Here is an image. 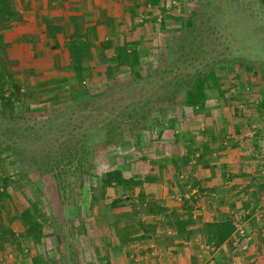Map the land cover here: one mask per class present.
I'll return each instance as SVG.
<instances>
[{
	"label": "rangeland",
	"instance_id": "374dc122",
	"mask_svg": "<svg viewBox=\"0 0 264 264\" xmlns=\"http://www.w3.org/2000/svg\"><path fill=\"white\" fill-rule=\"evenodd\" d=\"M150 1L131 0L136 3L128 4L124 10L128 11L134 22L121 23L124 27L119 33L127 32L130 27V30L139 33L140 41L127 38L139 50V64L134 72L122 67L113 80L124 83L135 78L137 73L157 72L159 77L171 76L172 84L174 79H187L185 72L189 74L200 68L212 69L222 93L220 95L216 89H211L203 109L211 114L207 119L203 117V120L212 119L203 127L206 129L204 135L214 138L210 148L213 147L212 151L220 150L215 127L221 126L232 132L231 112L233 110L240 114L236 110H243V121L233 127V135H238L237 140L228 137L225 139L226 145L237 143L239 139L242 146L250 144L257 164L264 168V0H155L154 5L147 6L146 3ZM70 23V30L66 28L69 23L65 22L61 25L63 29L51 30L52 34L58 33L56 40L61 44L71 37L77 38L74 32L80 24ZM71 33L72 36L69 35ZM122 39L112 38L118 42ZM106 41L97 40L99 45L84 57L83 64H87L90 76L80 82L81 88L92 91L105 82L103 65L109 58L107 53L102 52V46ZM0 42L6 71L10 76L3 75L2 86L13 90L18 97V100H13L16 114L45 119L67 112L65 110L75 104L79 95L72 92L71 86L74 89L79 86L70 69L66 45L62 46L64 50L61 52L56 46L57 50L52 51L53 47L45 43L50 52H41L39 57L33 54L30 61L23 62L25 68L15 69V63L8 59L1 32ZM147 86L149 83L145 84L144 90ZM172 99V103L152 102L149 99V111L146 107L135 108L136 104L132 103L123 112L125 118L113 115L107 119L108 115L104 112L97 121L90 119V130L82 137L85 141L82 150L77 148L81 139L78 137L54 141L58 132L53 133L54 129L49 126L11 131L12 139L8 143L12 149L0 152V170L9 178L7 192L10 199L8 202L5 200V210L12 216L25 207L29 208L34 219L41 223L42 231L39 241L35 242L20 235L22 226L19 221L11 223L17 241L5 244L4 248L7 249L6 253L14 254L15 259L11 260L14 263L11 264L157 262L154 255H148L144 250L147 237H139L142 231L139 224L144 223L142 218L148 215L138 202L137 193L144 192L147 202L157 201L150 200L157 192L156 187L163 186L162 190L166 187L164 191L169 196L167 207L171 209L179 201L175 195L186 191L189 188L187 181L196 178L191 176L189 163L180 166L184 147L195 148L192 142L194 136L187 128L186 121L193 111L181 105L183 93H175ZM134 115L138 118V124L129 125ZM121 119L123 126L117 125ZM107 121H111L112 126H108L104 132L101 127H105ZM105 139L115 143L103 144ZM171 157L177 158L178 170L175 172L178 174L168 165ZM194 158L192 153L190 159ZM163 161L164 169L157 170V164L161 166ZM112 162L120 167L124 176L149 175L154 181L162 176L171 183L149 180L143 182L141 187L126 189L112 184L102 189L100 180ZM101 191L103 193L100 195ZM111 201H115V207H110ZM222 201L226 203L224 197ZM230 213L232 218L236 214L235 211ZM232 218V222L237 223ZM115 222L122 226L125 224L127 236L130 237L128 241L121 243L115 236ZM155 244L162 252L164 242L160 239ZM4 253L0 252V264H4ZM215 259L212 257L210 264H238L231 260V251L223 259ZM171 263L167 260V264ZM206 263L200 261L199 264ZM239 264L248 263L239 260Z\"/></svg>",
	"mask_w": 264,
	"mask_h": 264
},
{
	"label": "crops",
	"instance_id": "0c3cea01",
	"mask_svg": "<svg viewBox=\"0 0 264 264\" xmlns=\"http://www.w3.org/2000/svg\"><path fill=\"white\" fill-rule=\"evenodd\" d=\"M135 3L131 0H123V2L121 0H11L10 6L15 16L11 21L3 24L4 29L1 31L8 59L11 63H15V69H23L26 66L23 62L30 61L33 54H37L39 57L41 52H50L49 46H44L45 43L53 47L52 51L57 50L56 46L62 52L64 50L62 46H65L67 42L61 44L57 41L58 33L49 37V27L57 25L63 29L61 25L64 22L69 23L66 26L69 30L72 26L70 22L73 21L76 24L79 22V29L74 32V35L87 41L88 51L99 45L97 40H112L113 37L122 39L123 37L125 40L140 41L139 33L130 30L132 27L127 32L119 33V30L124 27V22L127 24L134 22L129 17L128 11L124 12V10L127 9L128 4L134 5ZM146 5L149 6V3L147 2ZM108 20L111 21L110 24ZM121 23H123L122 26ZM49 24L52 25L49 26ZM92 25H96L95 29L97 28V30L90 33L89 26ZM101 27L103 29L99 30ZM72 34L69 35L72 36ZM114 34L115 36H113ZM102 52L107 53L109 59L113 55L112 47L104 48ZM94 63L104 64L98 61H94ZM42 66L44 67V64ZM84 66L88 67L87 64ZM192 111V114L189 115L190 118L186 121L187 128L194 136L193 147L199 148L205 142L210 148L209 145L212 141L210 136L207 137L203 134V127L207 126L212 119L204 121L203 117L207 119L211 114L203 109L197 112L192 109ZM236 112H240V114H236L233 110L231 112L232 132L221 126L215 127L218 130L216 135L220 141H217V147L220 150L212 151V147L205 155L199 151L193 153L195 158L190 159L189 164L192 169L191 175L198 180V186L182 193L178 192L175 198L179 200L181 194L186 198L189 196L194 198L189 211L191 219H193V223L188 225L190 228L202 229L206 222L221 219L231 220L230 211H235L236 214L232 219L245 230V237L240 241V249L236 250L233 246L235 232L220 246L212 247L205 243V236L200 233V230H195L185 237L184 234L176 233L168 225L156 224L144 241L146 243L144 250L146 254L155 256H153L154 260H157L154 262L155 264H167V260L173 264H199L200 261L205 263L207 261L206 264H210L212 257L223 259L230 254V251L231 260L237 261L238 264L239 260H244L248 264H252L250 262L264 264V168H260L261 166L257 164L250 144L242 146V141L239 139L237 143L226 145L225 139L228 137H234L237 140L238 135H233L235 132L233 127H235L234 124L243 121L244 111L236 110ZM251 114L255 115V113ZM231 148L236 150L231 151L234 150ZM157 181L165 183L166 179L160 176L154 182ZM156 188L157 192L150 200H158L161 205L167 206L169 196L164 191L166 187L164 190H162L163 186ZM200 188L201 190H199ZM223 197L226 199V203H223ZM151 218L157 217L148 215L142 219L146 223L150 222ZM161 218L163 216L159 219ZM160 239L165 245L162 252H159V247L155 244V241L159 242ZM4 248L3 253L7 252V249L4 250ZM6 252L3 258L4 264L14 263L11 261L15 259L14 254Z\"/></svg>",
	"mask_w": 264,
	"mask_h": 264
},
{
	"label": "trees",
	"instance_id": "16d2710c",
	"mask_svg": "<svg viewBox=\"0 0 264 264\" xmlns=\"http://www.w3.org/2000/svg\"><path fill=\"white\" fill-rule=\"evenodd\" d=\"M149 4L154 5L155 0H151ZM15 16V13L11 9L10 0H0V32L4 29L3 24L11 21ZM50 35L52 37L54 34L51 33V30H59L60 28L56 26L49 27ZM89 30H95V25L89 26ZM136 43V42H135ZM88 43L86 40H81V38L71 37L66 44L67 55L70 62V69L73 73V78L78 83L90 76L88 68L85 67L82 62L86 54L88 53ZM112 47L113 55L104 65V81L101 82V87L99 89L90 90L84 89L79 86L77 89H74L71 86L73 93L79 95L75 104L71 105L67 112H61L55 116H49L45 119H34L33 117H28L26 115H18L14 112L13 109V100H18V97L15 96V92L9 88H3L2 77L5 74L7 77H10L6 71L4 59L2 57V42H0V152L3 150H11L12 147L8 143L12 139L11 131H14L16 128H22L26 130L30 127L39 129L45 126L52 127L57 133L55 140L63 138H81L77 144V148L80 150L84 149V138L83 135L88 130H90L89 121L90 119L96 120L99 117L103 116V113L106 112L109 116L123 117V112L130 106V104L135 103V108L146 107L149 111L150 107L147 106V101L149 99L152 102H163V103H172V97L177 92L183 93V100L181 105L190 107L191 109H204L207 96H209V91L211 89H216L217 93L221 95L222 91L217 84L218 81L212 69L203 70L202 68L195 70L193 72L184 73L187 79L182 78L171 82V76H162L157 72L152 74H135V78H132L124 83H118L113 78L116 72L121 70L122 67L126 68L129 72H134L137 65L139 64V50L135 48L134 42L122 39L118 42L117 40H108L104 43L102 49ZM165 74V73H164ZM189 76H187V75ZM134 76V75H133ZM114 82V84H111ZM149 83V90L146 88L144 90L145 84ZM174 83V90H173ZM213 85V86H212ZM172 86V87H171ZM17 89V86L14 87ZM134 89V92H132ZM221 92V93H220ZM152 97V98H151ZM126 101L124 103V101ZM127 100H129L127 102ZM123 101V102H122ZM124 103V104H123ZM145 105V106H144ZM149 107V108H147ZM133 108V112L134 109ZM129 115H132L129 113ZM135 116V115H134ZM144 118V116H140ZM97 124V123H96ZM138 124V118L135 116L130 119L129 125ZM105 127H101L104 132L108 129V126H112L111 121H107L104 124ZM119 126H123V120L118 121ZM110 133V130L107 131ZM203 134H206V129H203ZM211 141L214 140L210 135ZM5 143V144H2ZM113 144L109 139H105L104 143ZM189 145V144H188ZM208 146L206 143L203 146L195 147L193 149L190 146H185L183 153L180 156V166H186L190 161V156L195 151L200 153L207 151ZM54 159V158H53ZM114 162V161H113ZM110 163V168L103 172L101 178L102 189L106 186L117 185L123 188H133L141 187L143 182L153 181V178L149 175L144 176H124L121 173L120 167L116 166L115 163ZM157 164V170L164 169L163 165ZM168 165L175 172L178 170L177 158L171 157L169 159ZM166 165V164H165ZM175 174H178L175 172ZM192 176V175H191ZM191 176L189 178H191ZM177 177V176H176ZM193 177V176H192ZM8 176L2 174L0 170V252L5 247L7 243H13L16 240L17 234L11 228V223L14 220L19 221L22 226L21 236L31 239L32 241L38 242L41 237V223L39 220H35L32 216L30 209L25 207L21 209L17 214L10 216L9 212L5 210V200L7 202L10 199V196L7 192L8 186ZM156 179V178H155ZM168 183L171 181L168 179ZM189 183V189L198 186V180L196 178H191ZM142 190V189H141ZM201 190V188L199 189ZM183 192V191H182ZM179 192V193H182ZM103 191L100 192V195ZM138 202L140 203L143 210H146L147 215L157 217L158 219L163 216V220H158L157 218H151L150 220H155L159 224L168 225V227L173 228L176 233L184 234L187 237L195 230H200V233L205 236V243L211 245L212 247L220 246L226 239H228L232 234H234V226L231 220H217L206 222L204 228H190L188 225L193 223L189 211L192 208L194 198L192 196L184 197L180 196L179 203L177 202L176 206L170 207L161 205L157 201H145L144 192L139 191ZM115 201H111L110 207H115ZM143 205L145 208H143ZM155 222H144L140 223L142 228L140 238H145L148 236L147 233L152 232ZM124 223V222H122ZM115 228V236H117L121 243L129 240L127 229L125 224L119 225L118 222L113 224Z\"/></svg>",
	"mask_w": 264,
	"mask_h": 264
},
{
	"label": "built area",
	"instance_id": "2783aa9c",
	"mask_svg": "<svg viewBox=\"0 0 264 264\" xmlns=\"http://www.w3.org/2000/svg\"><path fill=\"white\" fill-rule=\"evenodd\" d=\"M233 226H234V232H235L234 244H235V249L237 250V249H240L239 248L240 239L242 240L245 237V231L243 227L240 226V224L238 223L233 222Z\"/></svg>",
	"mask_w": 264,
	"mask_h": 264
}]
</instances>
